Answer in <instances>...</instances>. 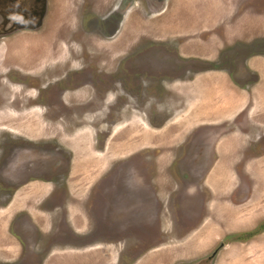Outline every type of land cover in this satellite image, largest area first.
I'll list each match as a JSON object with an SVG mask.
<instances>
[{"label":"rangeland","instance_id":"rangeland-1","mask_svg":"<svg viewBox=\"0 0 264 264\" xmlns=\"http://www.w3.org/2000/svg\"><path fill=\"white\" fill-rule=\"evenodd\" d=\"M80 1L48 0L43 24L37 28V23L33 32L16 30L17 32L8 34L0 25V148L7 151L9 144H15L17 149L32 152L30 157L36 160V151L42 148L49 151L53 147H59L56 151L60 154L53 151L50 154H42L37 159L43 170L40 176L51 174L56 179L63 177L59 171L52 173L51 166L56 164L58 159L63 161L61 156L67 158L70 155L66 184L70 192L77 187L76 191L80 193L81 198L93 184L104 180L112 164V167H117L121 162L122 167H130V172L135 170L139 176L149 175L148 167H155L158 202L165 207L163 209L168 210L170 204H173L174 224L162 216L159 217L161 223L157 235L142 232L141 237L136 236V239L149 236L153 240L149 249L159 247L162 243L156 252L151 250V253H143L147 258L141 261L140 256L139 264L149 262L148 256H165L166 252L197 256L191 250L197 247L203 250L200 245L204 242L209 246L212 242L218 245L220 241L226 243L225 253L231 254L238 250L237 254L235 253V256H238L237 264L251 263V260L253 264H264V244L258 250H252L250 246L248 251L245 242H241L251 235L249 232L253 230L256 219L260 220V217L264 216L260 215L264 214V172L260 175L261 170L264 171V160L260 161L263 164L253 162L255 157L262 155L260 152L264 142L260 141L261 139L259 142H253L258 132L257 127L249 125L242 134L241 130L247 124L243 115H237L235 123L226 120L233 119L235 113L239 112L235 111V106L232 111L225 112L227 99L226 104L222 99L223 114H218V107L214 104L220 98L212 95L215 84L212 77L215 73H196L189 82L185 79L184 83H180L177 92L182 98L173 94L174 99L181 100L180 103L185 100L184 104L180 105L173 103L174 99L168 97L171 92L163 89L162 85L164 80L173 77L169 75V71L176 64L171 53L174 48L189 51L190 57L187 59L198 62L201 67L216 68V59H212L221 53L224 56L221 58V64L228 63L235 42L228 45L233 41L229 40L230 35L226 33H231L229 27L235 21L234 15L241 12L236 6L237 1L231 0L230 4H226L229 0H174L175 4L171 5L172 0H87V3L78 9ZM246 6L249 9L245 14L248 19L244 20L254 23V26L253 29H244L242 32L252 33L261 39L264 37V5ZM129 9L130 11L126 12ZM159 9L164 11L154 14ZM219 38L220 40H217ZM56 40H59L57 44ZM71 50H76L74 53L77 55H72L74 53H71ZM122 50L131 55L140 51L142 64L136 70L143 72L145 76L146 73H151V79L154 81L133 85L130 70H116L118 64L121 65L118 63V56L124 54L121 53ZM81 51L94 54V57L86 58L87 65L84 62L86 56H83L82 61L79 60ZM259 62L264 64V60L260 58L255 59L254 64L260 65ZM97 63L99 67L104 66V69L109 71L110 74H107L111 76L110 80L117 81L121 75V78H124L123 84L114 86L104 81L94 85L100 92V97L105 92L111 94H106L102 100L96 98L97 90L93 89L92 93L87 83L78 84L75 90L69 87L67 90L73 91L64 96L66 104L59 103L61 108L65 106L66 112H63L58 104L53 103L54 100L50 96L52 90L57 89V84L60 83L58 79L63 76L68 82L79 80V75L86 76V73L79 69L80 64L94 67ZM70 64L71 69L68 67ZM99 67H94L93 70H100ZM29 76L34 77L29 79ZM48 81L51 83H47ZM207 93H210L211 97L206 98ZM243 94L245 92H241V96ZM201 97L204 103L200 102ZM188 98L192 99L191 106H186ZM244 98L245 95L239 102ZM37 99L42 102L39 103ZM125 102L127 104L123 107L121 103ZM39 104L42 109L35 107ZM107 105L109 112L103 111V107ZM173 111L174 114L169 120L163 119ZM62 112L75 115H67L69 120H72V125L58 118ZM204 113L208 116H204ZM234 133L237 137H233ZM230 142L234 145L232 150L225 151V144L231 149ZM214 143L218 164L209 169V177L205 180L208 190L203 188L200 193L193 190L194 193H190V190L189 194L185 195V185L198 184L199 176L215 158L212 150ZM206 148L207 153L204 152ZM195 155L197 157L194 158ZM224 162L229 163L226 168L220 165ZM171 165L177 167L170 170ZM13 167L14 171L11 173L7 169L9 176L14 175L17 167L26 168V164L19 161L14 163ZM113 177H123V174L116 172ZM109 181L116 183L117 179ZM61 186L63 184L56 188ZM45 188L47 191V186ZM33 189H37V186ZM33 189H21L22 194L16 195L17 198L12 200L7 208L0 210V264L29 262H17L15 258L19 248L6 232L5 226L14 214H26L24 210L28 204L31 205L30 200L33 199L30 192H35V198L37 193H42L40 189ZM100 193L97 199L101 202L105 197ZM169 195L173 199L170 198L172 201L167 206ZM72 196L75 199V195ZM80 200H74L77 204H70L68 208L71 209V205L78 208L82 203ZM203 200H206L205 205ZM204 207H207V213L205 219H201V209ZM257 208L259 212L255 210ZM71 210L70 215L73 213V207ZM29 211L32 215L36 214L31 208ZM16 219L17 216L14 217V223ZM52 220L56 222L53 215L43 218V227ZM199 220L204 221L199 224ZM135 233L133 230L130 235ZM237 240H241L240 243L236 242ZM256 240L263 241L264 235ZM190 242L200 245L195 244L197 247L192 248L188 245ZM5 252L6 255L2 258L1 254ZM96 253L91 251L89 258L95 257ZM99 256H102L101 253Z\"/></svg>","mask_w":264,"mask_h":264},{"label":"flooded vegetation","instance_id":"flooded-vegetation-1","mask_svg":"<svg viewBox=\"0 0 264 264\" xmlns=\"http://www.w3.org/2000/svg\"><path fill=\"white\" fill-rule=\"evenodd\" d=\"M236 1V6L237 8L241 9V12L237 15H234L233 20L235 21L238 18H245V14H247L246 12L249 10L246 5L254 4L255 7L264 5V0ZM191 2L192 1H188V3ZM230 2L231 0H229L226 4H230ZM84 3H87V0H81L80 3H78V9H81ZM173 4H175L174 0L171 1V5ZM47 5L48 0H0V25H2L3 29H5L4 31L8 34L20 30H30L33 32L36 27L39 28V26H42V19L46 14ZM129 11L130 9L126 12ZM257 15L259 16L258 13ZM235 21L233 22L236 23ZM37 23L38 25H36ZM230 31L231 27H229V32ZM226 34L230 35L229 40L233 41L228 45H231L235 42L233 49L231 48V57L230 60L227 61L228 63L221 64V58H224L222 53L221 55L218 54L217 58L212 56V60L216 59V68L207 66L201 67L198 65V62L187 59V57H190L188 56L190 55L189 51H181L178 48L172 49L171 53L174 57L173 62H175L176 64L172 66L171 70L169 71V75L173 77H171V79L164 80V83H162L163 89H165L167 92H171L172 96L169 94L168 97L173 98V94L175 96L177 95L178 97H181V95L177 92L178 85L180 83H184L185 79L187 80V82H189L191 80L190 78L196 73H215V75H213L212 77L214 78L213 81L215 82L216 79L219 78V75H221L229 81L231 89L234 90L232 94L236 95L238 92H245L246 94L250 95L249 93H251L250 91L252 90L253 86L258 84L261 79L259 71L257 69H254L252 64L255 63V59H264V37L260 39L256 36H253L254 34L252 33H244L243 35L237 33ZM217 40H220V38ZM58 41L59 40H56V44ZM197 50L199 49L197 48ZM75 51L76 50H71V53H74ZM88 53L89 51H81V54H79L81 57L79 60L82 61L85 58L84 62H86V65V58L94 57L93 53ZM121 53H124L118 56L120 58L118 63H121V65L118 64L116 70H119L120 68H123L124 72L127 69L130 70L132 75L131 84L139 85V83L141 84L143 81L151 82V80H153L151 79V73H146L145 76L143 75V72L136 70V68H139V65L142 64V62L140 63V51H136L133 55H131L129 52L126 53L125 50H122ZM72 55L76 56L77 54L74 53ZM193 55L196 54L193 53ZM83 56L86 57L83 58ZM131 57H133V59H131ZM97 61L100 60L97 59ZM203 61L210 62L208 60ZM134 62L135 64H133ZM86 65L84 66L80 64L79 67V69H82L83 72L86 73L85 77L79 75L78 78L81 79H73V81L68 82L67 79L62 76L58 79L60 83L57 84V89L52 90V95L50 96L54 100L53 103L55 102L56 104H58L59 108L61 110H64L63 112H66L65 106L63 105L61 108L59 103L66 104L64 96H66V93L69 94V91L77 89L78 84L87 83L89 84L87 86L89 89H91V91L93 89H96L97 91L95 92V96L99 100H102L106 94L110 93H102V96L100 97L98 95L100 92H98V89L95 87L96 85L104 81L109 82L114 86L116 84H123L124 78H121V75L119 76V79L117 81L110 80V73L108 70L106 71L104 69V66L99 67L97 63L94 67H99L101 69L93 70V66L90 67ZM71 66L72 64L68 66L69 69H71ZM10 70L11 69H8V71ZM20 77L21 75L19 74L18 78ZM33 77L34 76H29L28 78L32 79ZM196 78L197 76H195V79ZM40 80L41 76H39L38 78L39 82ZM92 81H94L95 83H93ZM47 83H51V81H48ZM69 87H72V89H74L67 90ZM36 93L39 94V91L36 90ZM128 96L131 98L130 93H128ZM235 98H239L238 94L237 97L232 98V101L235 100ZM37 101L39 103L42 102L41 99H37ZM87 101H89V99ZM174 102L180 105L184 104L185 100L180 103L181 100L178 101L177 99H174L173 103ZM126 104L127 102L121 103L123 107L126 106ZM38 106L42 109L40 104L35 107ZM244 107L245 108L241 107L239 110H237L239 112L235 113V116L231 122L235 123L236 116H239V114L243 115V120L247 122L246 117L248 110L246 106ZM104 110L109 112V105L104 106L103 111ZM134 110L136 112H140L137 109ZM63 112L59 114L60 117L58 118L62 119L64 122H69L68 124L72 125V120H69L70 118H68L67 115H75L67 113L63 114ZM173 114L174 111L171 115L163 119L169 120L171 116H173ZM144 116L146 119L148 118L145 113ZM249 125L250 124L247 122L245 128L241 130L242 134L245 133V131L247 130L246 127H248ZM108 131L109 130L107 129L106 132ZM257 131L258 132L255 135V141L253 142H259L260 139V141H264V128H257ZM9 132L11 133L10 130ZM13 133L14 131L12 132V134ZM108 136L109 134H107V137ZM14 145L15 144H9L10 150L8 149L7 151L0 148V210L7 208L11 204V202H13L14 199L17 198L15 197L16 195L22 194L20 192L21 189H23L24 191L28 188L33 189L34 186H37V189L33 190L39 191L40 189L42 191V193H37L36 198L35 192L29 191L31 193L30 195L33 196V199L30 200L32 201L31 205L28 204V206H26V209L24 210L26 211V214H16L17 219L15 220V223L14 217L16 216L14 214L11 220H8L5 226L6 232L11 235V238L15 240L16 245L19 248L18 256L15 258L18 260L17 262L28 260L29 262L27 264H139L138 259L140 258V256L141 261L147 258L146 256L142 255L143 253H149L151 250L152 252H156V250L161 247L162 243L159 247L156 246L149 249L150 247H152L151 241H153L149 238V236L144 237L146 239H144L143 237L140 239H136V236H142V232L154 233L155 235H157L158 228L161 223L159 217L164 216L166 217V219H170L173 223L172 215L174 206L173 204H170L169 206V203H171L173 199L172 196L169 195V199L167 202L169 210L167 208L163 209L165 207L160 205L158 202V184L156 182L157 177L155 167H148L150 171L149 175H141L139 173V176L136 174L138 172H135V170L133 173L130 172V167H122V164H120L121 162L119 163L120 166L118 165L117 167H112V164L110 169H108V171L106 172L104 180L101 183L98 182L96 185L93 184L90 190L85 194V196L81 198L82 196L80 195V193L76 191L77 187L73 188V192H70V189L66 184L67 175L69 172L68 164L70 162V155H68L67 158L61 156L63 158V161L61 159H58L56 160V164L54 163L53 166H51L53 169L52 173L59 171L63 175V177L56 179V177H53V175L51 174L49 176H40L43 170L42 167H40L41 164L39 161H37V159L41 157L40 155L50 154L53 151H55V153L57 154H60L58 151H56L59 149V147H53L49 151L43 148L36 151V155H38V157L35 160L30 157L32 152H29L28 150H21V148L17 149L14 147ZM215 145L216 143H214L212 146L215 158L209 162L208 166L203 170L202 175L199 176L198 184L188 183L185 185V195L187 193L189 194L190 190V193H194L193 191H197L196 193H200L202 192L203 188H205V190H208V187L206 188L205 186L207 183L205 180L206 177H209V169H212L217 161L214 150ZM233 146L231 145V148H233ZM226 147L227 145L225 144L224 148L226 149ZM262 148L263 150L261 149L260 152V154L262 153V155L257 157L264 156V142L262 144ZM204 152L207 153L208 148L204 149ZM195 157H197V155H195L194 158ZM19 161L25 162L26 168L17 167L14 175L9 176L7 169H9L11 173V171H14V163ZM174 167L177 166L171 165L170 170H173ZM116 172L117 174H123V177H113V174H115ZM181 172L183 173V171ZM196 173L199 174V172ZM189 174H191V172H189ZM111 179H117V182L110 183L109 180ZM61 184H63V186H61L60 188H56V186H59ZM46 186L48 188L47 191L45 190ZM71 193L75 195V199L73 198ZM99 193L101 194V196L103 195L105 197L104 201L101 200L100 202V200L97 199ZM76 199L77 201L78 199H81L80 201L82 203L78 208H76V205H71V209L73 207V213L70 215V212L72 210L69 209L68 206H70V204H77L76 202H74V200ZM205 201L206 200H203L204 205ZM28 208H31L34 212H36L37 215H32ZM205 208L207 207L201 209L203 211L202 215H200L201 219H205L206 217L207 209ZM47 215H53V218L56 219V222H54V220H52V222L49 221L48 225H44L43 227V218L45 219ZM20 216H23V218L21 220H18ZM74 220H76L75 223ZM200 220L198 222L199 224L200 222L204 221ZM14 228L15 230L13 231ZM252 229L253 230L249 232L251 235L247 239H245L247 241H236L238 243H240L239 241L245 242L246 250L248 251L250 250V246L252 250L260 249L259 244H262V240L259 241L256 239L264 234V216L260 217V220L259 218L256 219V224L252 226ZM16 230L18 231L16 232ZM133 230L136 233L132 236L130 235V233L133 232ZM198 243L190 242V244L188 243V245H191L192 248H195L197 246L195 244ZM253 244L256 245H254L253 247ZM200 246L203 250H199L198 247L194 250H191V252L197 254V256H183L178 255L180 253L177 254L176 252H170L167 255L165 254V256H153L154 258H150L148 256L149 262L144 264H237L238 256H235V253L237 254L238 250L237 252L235 251L231 254L229 252L225 253L224 250L226 248V243L222 241H220L218 245H216V242H212V244L208 246L207 243L204 242ZM5 251H7V249ZM91 251L97 252L95 254V257L93 256V258H89L88 255L89 253H91ZM100 253L102 256H99ZM5 255L6 252L3 253V255L1 254V257L4 258ZM243 264L253 263L251 262Z\"/></svg>","mask_w":264,"mask_h":264},{"label":"crops","instance_id":"crops-1","mask_svg":"<svg viewBox=\"0 0 264 264\" xmlns=\"http://www.w3.org/2000/svg\"><path fill=\"white\" fill-rule=\"evenodd\" d=\"M244 19H248V18L246 16L243 19L238 18L236 20V23H234V22L232 23L231 31H230L231 34L237 33V34L243 35L244 33H247L246 31L242 32V31H244V29L247 30L248 28H252V26H254V23L247 22ZM260 60H264V59H260ZM253 64H252L253 68L257 69L259 71V75H260L261 79H260V82L258 84L253 86L251 93H249L250 95H248L246 93L243 94V95H245V98H244V100H241L242 102H239L240 98L243 96V95L241 96V92L237 93L239 98H235V100L232 101V98L237 97V94L236 95L232 94L234 90H232L231 87H229V81L221 75H219V78L216 79L217 83L214 81V83H215L214 89L215 90H214V93H212V95L219 96V98H220V100L216 101V104H214L216 107H218V110H219L218 114L219 115L223 114L221 111V108L223 107L222 103H223V101H225V104H226V99H227L228 100L227 104L224 107V109L226 110L225 112H227L229 110L232 111L233 106H235V111L239 110L241 107L245 108L244 106H246L247 110H248L246 121L253 127L264 128V64L263 63L260 64V62H259L260 65H257V66L255 64L254 65ZM216 92H217V94H216ZM196 95H198V94L196 93ZM201 95H203V92H201ZM208 96L211 97L210 93H207L206 98ZM222 96H224V97H222ZM222 99H224V100L222 101ZM200 101L202 103H204V100L202 99V97L200 98ZM190 104L192 105L193 102H192V99L188 98V104H186V106L187 105L191 106ZM194 104H195V102H194ZM236 104H240V105L236 106ZM204 116H208V114L204 113ZM228 119L233 120L231 118H227L226 120H228ZM230 123H232V122H230ZM235 133L233 134V137H235V136L237 137V135ZM231 136H232V134H231ZM231 139H233V138H231ZM230 144L233 146V144L231 142H230ZM227 150L230 151V150H232V148L228 149L226 147L225 151H227ZM261 160H264V156L254 158L253 162L254 163H257V162L260 163ZM259 163H258V165L263 164V163H260V164ZM216 164H218V161L216 162ZM228 164L229 163L224 162V163H221L220 165L222 168L223 167L226 168ZM222 165H224V166H222ZM260 166H262V165H260ZM262 172H264V171L261 170V173L259 172L260 175L263 174ZM263 176H264V174H263ZM255 210H257L259 212L258 208ZM260 215H264V214H260ZM263 244H264V240L262 241V244H259V246L262 248ZM166 254H169V253L166 252ZM251 262L253 263L252 260H251ZM245 263H247V262H245Z\"/></svg>","mask_w":264,"mask_h":264},{"label":"bare ground","instance_id":"bare-ground-1","mask_svg":"<svg viewBox=\"0 0 264 264\" xmlns=\"http://www.w3.org/2000/svg\"><path fill=\"white\" fill-rule=\"evenodd\" d=\"M163 10H164V9H159V10L156 11L155 13L158 14L159 12H162ZM229 93H230V92H229ZM200 102H201V101H200ZM190 105H191V104H190ZM201 107H202V106H201ZM201 107H200V108H201ZM200 108H199V109H200ZM198 112H199V111H198ZM201 116H202V115H201ZM202 118H203V117H202ZM178 134H179V133H178ZM171 136H172V135H171ZM173 137H174V136H173ZM173 137H172V138H173ZM175 137H177V136L175 135ZM175 137H174V138H175ZM172 138H171V139H172ZM175 139H176V138H175ZM173 140H174V139H173ZM219 178H220V177H219ZM217 179H218V178H217ZM219 182H220V181H219ZM218 190H219V189H218ZM223 208H224V207H223ZM223 208H222V209H223ZM213 210H214V209H213ZM219 210H220V211H223V210H221V209H219ZM217 213H218V212H217ZM218 214H219V213H218ZM221 214H222V213H221Z\"/></svg>","mask_w":264,"mask_h":264}]
</instances>
